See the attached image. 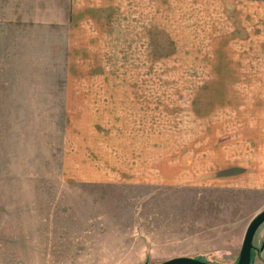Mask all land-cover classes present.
Instances as JSON below:
<instances>
[{"label":"rangeland","instance_id":"rangeland-1","mask_svg":"<svg viewBox=\"0 0 264 264\" xmlns=\"http://www.w3.org/2000/svg\"><path fill=\"white\" fill-rule=\"evenodd\" d=\"M254 1L0 0V264H238L264 211Z\"/></svg>","mask_w":264,"mask_h":264},{"label":"crops","instance_id":"crops-1","mask_svg":"<svg viewBox=\"0 0 264 264\" xmlns=\"http://www.w3.org/2000/svg\"><path fill=\"white\" fill-rule=\"evenodd\" d=\"M78 6L80 7L79 12H78V14L74 15L73 20L80 23L81 22L80 17L82 16L81 19H84L82 11H84L86 6L85 5L82 6V4L80 2L78 3ZM107 6H108L107 0H105L104 3H103V0H99L97 8L101 9L102 13L104 12V10H107L109 7H110V10L113 9L114 12H117V8H115L114 6H111V3H109L108 8H107ZM263 10H264V2L260 1V0L254 1V12H255L254 22H255V26H257V29L259 28V32H258L259 34H257V36H260V37L263 36V38H264V15H262ZM115 20H116V17L113 18V22ZM85 24H87V23H85ZM85 24H83V25H85ZM114 25L116 26L115 23H114ZM256 32H257V30H256ZM260 42L262 43L261 48L263 47V51L258 50V44H257V52H256L255 58H254V70H255V72L253 74V77L255 79L263 80V82L261 81V83H260L261 86H259V84L257 82L256 92L258 93L260 91L261 93H264V41L260 40ZM244 173H248V172L244 171ZM246 180L248 181V179H246ZM246 187L248 189L252 190L253 186L249 185Z\"/></svg>","mask_w":264,"mask_h":264},{"label":"water","instance_id":"water-1","mask_svg":"<svg viewBox=\"0 0 264 264\" xmlns=\"http://www.w3.org/2000/svg\"><path fill=\"white\" fill-rule=\"evenodd\" d=\"M264 224V211L259 213L250 223L240 252L238 264H252L254 239L259 228ZM160 264H211L209 262L194 257H176Z\"/></svg>","mask_w":264,"mask_h":264}]
</instances>
